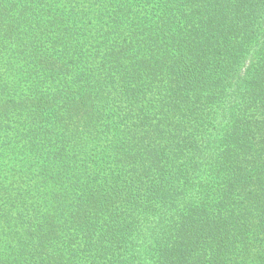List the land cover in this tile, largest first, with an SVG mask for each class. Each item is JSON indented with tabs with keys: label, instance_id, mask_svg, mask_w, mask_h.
Returning a JSON list of instances; mask_svg holds the SVG:
<instances>
[{
	"label": "trees",
	"instance_id": "1",
	"mask_svg": "<svg viewBox=\"0 0 264 264\" xmlns=\"http://www.w3.org/2000/svg\"><path fill=\"white\" fill-rule=\"evenodd\" d=\"M0 264H264V0H0Z\"/></svg>",
	"mask_w": 264,
	"mask_h": 264
}]
</instances>
